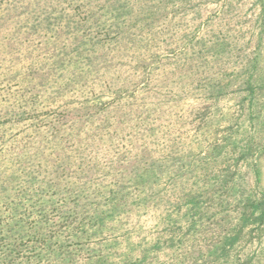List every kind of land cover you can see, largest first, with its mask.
Masks as SVG:
<instances>
[{"label": "rangeland", "instance_id": "1", "mask_svg": "<svg viewBox=\"0 0 264 264\" xmlns=\"http://www.w3.org/2000/svg\"><path fill=\"white\" fill-rule=\"evenodd\" d=\"M0 264H264V0H0Z\"/></svg>", "mask_w": 264, "mask_h": 264}]
</instances>
